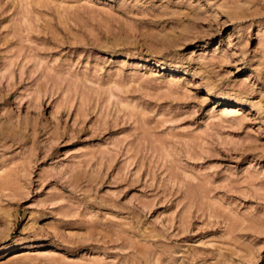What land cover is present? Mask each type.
<instances>
[{
    "label": "rangeland",
    "instance_id": "rangeland-1",
    "mask_svg": "<svg viewBox=\"0 0 264 264\" xmlns=\"http://www.w3.org/2000/svg\"><path fill=\"white\" fill-rule=\"evenodd\" d=\"M0 264H264V0H0Z\"/></svg>",
    "mask_w": 264,
    "mask_h": 264
},
{
    "label": "bare ground",
    "instance_id": "bare-ground-1",
    "mask_svg": "<svg viewBox=\"0 0 264 264\" xmlns=\"http://www.w3.org/2000/svg\"><path fill=\"white\" fill-rule=\"evenodd\" d=\"M17 243V242H16ZM21 244V243H20Z\"/></svg>",
    "mask_w": 264,
    "mask_h": 264
}]
</instances>
